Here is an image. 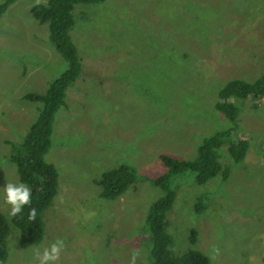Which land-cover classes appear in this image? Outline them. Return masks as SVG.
I'll return each instance as SVG.
<instances>
[{
	"label": "rangeland",
	"instance_id": "374dc122",
	"mask_svg": "<svg viewBox=\"0 0 264 264\" xmlns=\"http://www.w3.org/2000/svg\"><path fill=\"white\" fill-rule=\"evenodd\" d=\"M36 2L46 0H13L0 15V187L22 183L10 156L40 106L23 95L45 92L68 66L49 26L32 17ZM73 15L82 67L45 155L58 192L40 243L21 247L10 222L5 264H38L34 252L57 239L63 248L52 264H150L145 219L162 194L150 183L166 170L160 156L192 160L206 137L226 129L218 156L229 176L199 183L193 171L174 175L168 231L178 256L196 249L210 264H264V96L233 98L235 121L216 109L230 80L253 82L264 71V0H104L75 4ZM239 140L248 148L236 163L229 146ZM121 164L137 170V182L103 198L102 173ZM9 210L0 197L10 221Z\"/></svg>",
	"mask_w": 264,
	"mask_h": 264
},
{
	"label": "trees",
	"instance_id": "16d2710c",
	"mask_svg": "<svg viewBox=\"0 0 264 264\" xmlns=\"http://www.w3.org/2000/svg\"><path fill=\"white\" fill-rule=\"evenodd\" d=\"M104 0H46L32 4L29 11L33 18L49 26V41L59 54L67 60V68L48 86L45 92H27L23 98L31 102H39L38 115L30 125L21 143L14 144L11 160L16 164L19 179L29 186L30 203L23 206L21 212L8 218L0 211V264H5L8 249L7 237L10 222L20 230V246L26 248L40 243L44 237V212L51 205L58 192V171L45 159L51 146L54 120L59 109L66 105V91L80 75L81 59L78 49L72 40L70 30L74 25L73 8L78 3H97ZM13 0H5L0 4L2 15ZM264 96V71L253 82L242 79L230 80L218 93L216 109L227 119L235 121L239 107L233 98L248 99ZM229 131L222 130L206 137L198 147V154L192 160L178 159L170 155L160 156L166 170L152 178L150 183L161 189L162 194L149 206L145 221L149 225L150 264H210L206 254L196 249H189L178 256L174 251V240L168 231L167 213L174 204L176 192L171 185L174 175L187 171L196 173L199 183L222 175L227 178L230 168L222 166L219 161L218 148ZM246 140L231 142L229 152L234 162H240L247 151ZM138 180L137 170L128 164H121L102 173L99 180L100 195L106 199H114L122 195ZM36 210L35 216L29 219V209ZM204 205L197 203V210ZM193 242L195 236L192 237Z\"/></svg>",
	"mask_w": 264,
	"mask_h": 264
},
{
	"label": "clouds",
	"instance_id": "9594fccd",
	"mask_svg": "<svg viewBox=\"0 0 264 264\" xmlns=\"http://www.w3.org/2000/svg\"><path fill=\"white\" fill-rule=\"evenodd\" d=\"M30 189L29 187L20 182H6L0 187V197H2L4 203L10 206L8 216L13 217L21 212L23 206L30 203ZM36 210L34 208L29 209V219L35 216ZM63 248V241L57 239L54 243L48 245V247L42 250H36L34 252L35 259L38 264H52L59 257V254Z\"/></svg>",
	"mask_w": 264,
	"mask_h": 264
}]
</instances>
